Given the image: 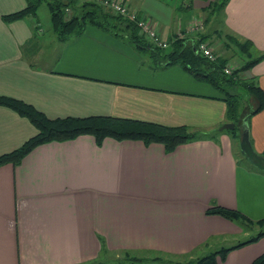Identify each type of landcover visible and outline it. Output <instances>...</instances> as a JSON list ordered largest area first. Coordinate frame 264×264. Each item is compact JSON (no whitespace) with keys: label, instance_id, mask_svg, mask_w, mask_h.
I'll return each mask as SVG.
<instances>
[{"label":"crops","instance_id":"crops-1","mask_svg":"<svg viewBox=\"0 0 264 264\" xmlns=\"http://www.w3.org/2000/svg\"><path fill=\"white\" fill-rule=\"evenodd\" d=\"M125 1L151 18L169 44L181 35L191 42L206 36L214 46L221 36L227 55H217L229 59L232 35L251 40L256 55L264 52V0H229L218 15L210 12L217 0H193L190 7L187 0L182 6L184 0L179 6ZM25 6L26 0H0V95L50 118L112 115L187 125L208 137L167 153L161 143L111 137L99 146L86 134L41 144L19 164L0 165V264H129L117 262L119 251L205 255L212 240L243 233L238 224L207 215L213 203L264 218V172L240 163L234 146L247 121L254 150L264 154V109L252 117L241 110L240 139L233 138L222 129L229 122L225 96L209 82L179 64L155 68L150 50L92 25L61 41L55 34L43 38L34 17L3 20ZM195 21L203 27L190 32ZM50 43L57 51L49 53ZM245 74L264 90V59ZM36 133L28 118L0 105V156ZM263 254L264 237L231 250L219 264H253Z\"/></svg>","mask_w":264,"mask_h":264},{"label":"trees","instance_id":"trees-1","mask_svg":"<svg viewBox=\"0 0 264 264\" xmlns=\"http://www.w3.org/2000/svg\"><path fill=\"white\" fill-rule=\"evenodd\" d=\"M192 1L187 0L188 5L185 7H190ZM228 1L217 0L214 3H210V12L215 15L220 14ZM44 2L47 3L50 12L54 33L61 41L81 36L85 32L86 26L92 25L116 37L130 40L139 49L150 50L153 56L158 59L155 68H166L173 64H179L197 79L209 82L225 96L227 118L229 122L235 123L236 127L234 130L228 129L224 131L231 134L233 138L240 139L238 125L241 110L243 109V97H248L254 103V106L248 112L249 117L264 109V90L255 78L241 76V74L249 71L254 65L264 59V52L256 55L254 43L249 39L242 40L232 35L228 36L230 47L232 45L239 52L247 54L249 58L241 67L228 75L224 72V68L229 63L228 58L218 56L216 60L212 61L200 53L198 44L200 41L206 40V36H200L194 42L185 37H177L170 41L168 48H161L152 43L134 21L118 14L101 1L26 0V6L23 9L5 14L2 18L5 22H13L26 17H36L39 7ZM184 4L185 0L180 6ZM237 88L243 91L236 90ZM243 94H246V96ZM0 105L7 106L28 118L37 128V133L21 147L2 154L0 156V165L6 163L19 164L27 154L41 144L73 140L86 134L92 135L99 146L102 145L105 138L111 137L118 141L140 140L146 145L161 143L165 146L167 153L174 151L181 144L208 137L207 135L191 131L187 125L168 126L157 122L112 115L50 118L32 104L5 95H0ZM261 156H264V154ZM252 167L264 172V170L257 168L254 164H252ZM206 213L207 215L222 216L238 224L243 230L254 226H258L261 230L244 241L229 247H222L204 256L190 259L184 264H219L218 259L220 258L221 261H224L231 250L257 242L264 237V218L253 220L237 209L216 203H213L206 210ZM162 254L159 253L151 257H137L126 252L125 259H120L117 262L129 264H181L179 261L173 260L168 256L164 257ZM92 264L102 263L97 261ZM253 264H264V254L255 260Z\"/></svg>","mask_w":264,"mask_h":264},{"label":"rangeland","instance_id":"rangeland-1","mask_svg":"<svg viewBox=\"0 0 264 264\" xmlns=\"http://www.w3.org/2000/svg\"><path fill=\"white\" fill-rule=\"evenodd\" d=\"M182 0H175L173 3L174 5H180ZM182 4V3H181ZM206 16V15H205ZM35 20H39L40 26H38V28L40 29H44L45 32L42 31V37H50L52 35H54V30H53V26H52V22H51V16H50V12L47 6V3L44 2L38 9L37 11V16L34 17ZM204 19V17H203ZM212 27V23H208L207 28L210 29ZM203 30V29H202ZM45 35V36H44ZM56 35V34H55ZM41 37V38H42ZM52 38V37H51ZM42 40V39H39ZM212 43H214L213 49H214V53L215 54H219L220 52H224V39L220 37H215V39H213ZM50 43L46 48L49 51V53H51L53 50H56L55 48L51 47ZM225 53V52H224ZM228 56H229V63L228 66H230L233 70L241 67L249 58L247 56V54H244L242 52H239L238 50H236L235 48H233V50H229L228 51ZM225 55H227V53H225ZM227 56V57H228ZM255 56V55H254ZM41 65H43V61L40 62ZM242 77H246V74L243 73L241 74ZM216 91L220 92L219 90H217L215 88ZM236 90H242V89H236ZM243 91V90H242ZM244 96H246V94H243ZM244 99L242 100V105H243V109L242 112L244 113H248L250 111V109L254 106V103L252 102V100L250 101V99L248 97H243ZM253 103V104H252ZM224 125V124H223ZM222 125V126H223ZM235 154H237V158L239 160L240 163H242L244 166L252 167V162L250 163V161L248 160L247 156L243 154V152L240 150V147L238 146V143H235ZM261 230V228H259L258 226H254L253 228H246L243 230V233H239V234H235V235H230V236H226V237H219L216 238L214 240H212L209 245L205 248H203V250L205 251V253L207 252H212L215 251L217 249H220L222 247H229L232 246L234 244H237L241 241H244L246 239H248L249 237L256 235L258 233V231ZM202 250V249H201ZM129 253L132 256H137V257H143V256H154V255H158L155 252H147L146 254H135L132 251H119V252H114V258L115 259H125V253ZM201 251H197L191 255H172L168 253H163L162 255L164 257L168 256L169 258L179 261L181 264L186 263L188 260L190 259H194L197 257H201L204 255H201ZM118 254V257H116ZM161 255V254H160ZM201 255V256H199ZM206 255V254H205ZM193 256V257H191ZM218 261H220V258L218 259Z\"/></svg>","mask_w":264,"mask_h":264},{"label":"built area","instance_id":"built-area-1","mask_svg":"<svg viewBox=\"0 0 264 264\" xmlns=\"http://www.w3.org/2000/svg\"><path fill=\"white\" fill-rule=\"evenodd\" d=\"M104 5L112 8L118 14L134 21L138 27L141 29L142 33L147 36V38L154 43L156 46L161 48H168L169 42L164 40L159 32L157 31V25L151 18L140 16L135 10H132L125 0H99ZM69 11V9H67ZM203 27V22L195 21L189 27L190 32H195ZM180 37H183L182 35ZM198 49L200 53L207 57L208 59L214 61L217 59L218 55L214 53L213 46L209 41H200L198 44ZM233 69L230 66L224 68V72L228 75L233 73Z\"/></svg>","mask_w":264,"mask_h":264},{"label":"water","instance_id":"water-1","mask_svg":"<svg viewBox=\"0 0 264 264\" xmlns=\"http://www.w3.org/2000/svg\"><path fill=\"white\" fill-rule=\"evenodd\" d=\"M236 124L233 122H227L222 126L224 130H234ZM241 151L247 156L248 160L252 162L257 168L264 170V156L259 155L253 148L250 140V132L247 121H245V129L240 139Z\"/></svg>","mask_w":264,"mask_h":264}]
</instances>
